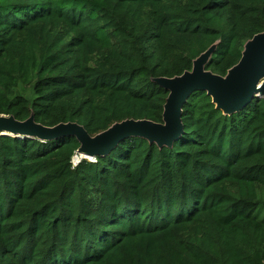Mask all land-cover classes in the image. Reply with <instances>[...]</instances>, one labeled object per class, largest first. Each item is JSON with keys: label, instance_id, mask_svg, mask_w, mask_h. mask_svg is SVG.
Returning a JSON list of instances; mask_svg holds the SVG:
<instances>
[{"label": "trees", "instance_id": "1", "mask_svg": "<svg viewBox=\"0 0 264 264\" xmlns=\"http://www.w3.org/2000/svg\"><path fill=\"white\" fill-rule=\"evenodd\" d=\"M260 34L264 0H0V117L165 125L158 80L206 53L226 78ZM180 123L78 163L75 136L0 135V264H264V97L193 90Z\"/></svg>", "mask_w": 264, "mask_h": 264}, {"label": "water", "instance_id": "2", "mask_svg": "<svg viewBox=\"0 0 264 264\" xmlns=\"http://www.w3.org/2000/svg\"><path fill=\"white\" fill-rule=\"evenodd\" d=\"M206 58L207 53L194 63L191 72L180 78L158 80V83L169 91L164 110L165 125L147 121H129L115 125L95 138H90L82 127L74 124L48 129L34 124L32 119L20 123L11 117H0V135H17L40 140L75 136L82 144L76 153L79 154L75 159L78 163L81 159L90 160L95 154L107 151L118 140L127 136H140L149 141L169 143L181 133V108L188 94L193 90L206 91L217 107L224 112L239 110L255 94L257 97H264V34L255 36L245 44L240 62L229 71L226 78L204 72L203 64Z\"/></svg>", "mask_w": 264, "mask_h": 264}, {"label": "rangeland", "instance_id": "3", "mask_svg": "<svg viewBox=\"0 0 264 264\" xmlns=\"http://www.w3.org/2000/svg\"><path fill=\"white\" fill-rule=\"evenodd\" d=\"M246 44V43H245ZM245 46V45H244ZM77 156H75L74 158L76 159V157H78L79 154H76ZM75 159H73V163H76Z\"/></svg>", "mask_w": 264, "mask_h": 264}, {"label": "bare ground", "instance_id": "4", "mask_svg": "<svg viewBox=\"0 0 264 264\" xmlns=\"http://www.w3.org/2000/svg\"><path fill=\"white\" fill-rule=\"evenodd\" d=\"M74 158V157H73ZM75 159V158H74Z\"/></svg>", "mask_w": 264, "mask_h": 264}]
</instances>
